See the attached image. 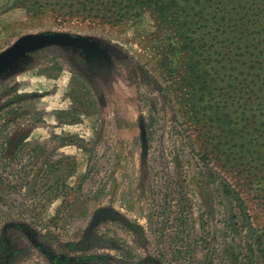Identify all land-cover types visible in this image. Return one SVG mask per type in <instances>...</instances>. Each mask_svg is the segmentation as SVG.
I'll return each mask as SVG.
<instances>
[{"label":"rangeland","instance_id":"obj_1","mask_svg":"<svg viewBox=\"0 0 264 264\" xmlns=\"http://www.w3.org/2000/svg\"><path fill=\"white\" fill-rule=\"evenodd\" d=\"M91 1L0 0V57L82 39L0 71V264H264V48L238 34L264 22L198 34L194 73L154 9Z\"/></svg>","mask_w":264,"mask_h":264},{"label":"trees","instance_id":"obj_2","mask_svg":"<svg viewBox=\"0 0 264 264\" xmlns=\"http://www.w3.org/2000/svg\"><path fill=\"white\" fill-rule=\"evenodd\" d=\"M105 0H92L91 4L93 10L92 16L95 14L101 13L98 12L99 9L102 8V2ZM117 0H111L108 4L114 6L116 5ZM137 3L143 7H147L148 9L154 11L158 14L160 20H162L161 28L166 30L175 28L176 34L180 41L183 43L185 49L189 50L192 59H190V70L192 72L197 73V63L194 62L196 52H197V43L199 40V35H204L201 38L205 41V39L209 38L210 35H217V30H219V24L222 22L227 23L228 30L232 28L235 29L240 25L239 23H243L247 18L256 19L257 21L264 22V0H189L193 2V7L190 9L187 22H184L181 19L180 10L177 7H180V2L182 0H128ZM22 4L27 5L28 11H35L37 5H40V9H44L46 5H41L40 0H37L34 5H30V2L27 0H14V5ZM113 6V7H114ZM113 7L109 10H113ZM109 8V7H106ZM87 7L84 6L83 11L87 12ZM118 11L114 14L118 18L117 22H120L127 16V13L124 12L122 8L117 9ZM227 13H225V11ZM88 14V13H87ZM86 16H90L87 15ZM186 21V20H185ZM254 23V21H252ZM257 23V22H256ZM261 24V23H260ZM253 28V39L250 40V36H247V31L244 33H238L246 42H253L254 50H258L263 46L264 43L261 39V28L258 26L257 28ZM260 28V29H259ZM48 39L51 40L52 37L50 34L47 35ZM59 41L62 42H77L80 39L75 36H58L56 37ZM56 39V40H57ZM210 39V38H209ZM201 41V40H199ZM210 57V56H209ZM194 62V63H193ZM199 82L202 84L205 83V80L199 79ZM207 88V91H209Z\"/></svg>","mask_w":264,"mask_h":264},{"label":"water","instance_id":"obj_3","mask_svg":"<svg viewBox=\"0 0 264 264\" xmlns=\"http://www.w3.org/2000/svg\"><path fill=\"white\" fill-rule=\"evenodd\" d=\"M49 34L54 38L49 40L47 37L48 34H44L40 36L27 37L21 40L17 45H15L12 49L7 51L0 57V71L3 70L6 66H8L10 63H12L19 56L21 52L24 53L33 48H37L39 46L46 45V44H53V43L55 44H80L82 42V39L79 37L78 38L80 40L77 42H62V41H59L56 37L70 36V35L52 34V33H49Z\"/></svg>","mask_w":264,"mask_h":264}]
</instances>
